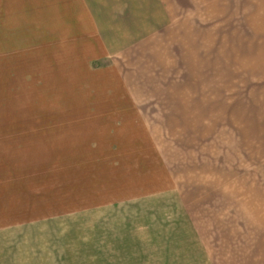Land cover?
Returning <instances> with one entry per match:
<instances>
[{"label": "rangeland", "instance_id": "rangeland-1", "mask_svg": "<svg viewBox=\"0 0 264 264\" xmlns=\"http://www.w3.org/2000/svg\"><path fill=\"white\" fill-rule=\"evenodd\" d=\"M0 264H264V0H0Z\"/></svg>", "mask_w": 264, "mask_h": 264}, {"label": "crops", "instance_id": "crops-1", "mask_svg": "<svg viewBox=\"0 0 264 264\" xmlns=\"http://www.w3.org/2000/svg\"><path fill=\"white\" fill-rule=\"evenodd\" d=\"M156 6H157L158 8H160V6H159L158 4H156Z\"/></svg>", "mask_w": 264, "mask_h": 264}]
</instances>
